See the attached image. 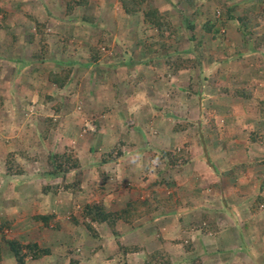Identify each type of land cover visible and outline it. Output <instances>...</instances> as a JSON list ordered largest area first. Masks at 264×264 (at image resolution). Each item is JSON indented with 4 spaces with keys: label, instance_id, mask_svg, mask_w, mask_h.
<instances>
[{
    "label": "rangeland",
    "instance_id": "rangeland-1",
    "mask_svg": "<svg viewBox=\"0 0 264 264\" xmlns=\"http://www.w3.org/2000/svg\"><path fill=\"white\" fill-rule=\"evenodd\" d=\"M65 1L0 0L5 13L0 22V97L7 110L12 108L10 116L2 113L0 119L29 138L27 144L13 145L11 152L34 159L24 163L26 175L7 182L3 159L10 151L2 147L0 219L12 221L5 231L8 238L49 250L25 264H141L156 250L167 254L170 264H264V20H250L245 36L231 21L216 24L214 34L201 29L221 4L236 5L234 15L239 16L242 8L260 11L264 2L193 0L189 7L186 0H144L142 9L155 8L171 26L184 30L182 41H174L169 51L193 50L190 33L202 42L201 71L171 77L160 60L166 52L158 54L156 47L142 52L135 46L139 39H160L137 16H124L120 0H88L69 14ZM32 21L44 24L48 53H40ZM187 21L192 32L184 29ZM98 41L100 62L85 66L86 49ZM55 59L59 66L73 68L60 95L54 94L44 73L55 68ZM212 75L227 96L208 87L206 79ZM240 88L248 91V99L232 97L233 89ZM8 95L15 99L12 103ZM48 95L51 101L45 100ZM45 117L55 118L57 126L42 139L37 132ZM177 124L185 130L172 132ZM253 132L258 141L250 142ZM7 133L0 132V137ZM184 145V161L173 167L149 156L176 152ZM110 147L116 158L100 166L99 154ZM64 148L79 161L82 190L42 195L47 152ZM142 197H169L173 205L130 226L116 225L120 245L139 247L125 257L104 225L93 224V237L78 217V207L86 202L117 211ZM259 198L257 215L252 216L249 210ZM40 214H54L59 229L35 223L33 216ZM2 253L7 254L4 245ZM0 264L13 261L5 257Z\"/></svg>",
    "mask_w": 264,
    "mask_h": 264
},
{
    "label": "trees",
    "instance_id": "trees-1",
    "mask_svg": "<svg viewBox=\"0 0 264 264\" xmlns=\"http://www.w3.org/2000/svg\"><path fill=\"white\" fill-rule=\"evenodd\" d=\"M180 1V0H177ZM232 1V0H231ZM264 2V0H261ZM88 0H67L65 1V13H71L72 9L77 6H85ZM144 0H120L121 11L126 17L137 16L139 23L142 26H147L148 28L154 29L156 31V36L160 39V41H154L152 43H148L143 39L137 40L135 46L140 49L142 52L149 49L152 50L153 47L158 49V54L162 52H166L165 55L161 57V61L164 67V73L166 76L175 77L178 73L183 71H193L200 70V60L202 53L200 51L201 40L197 34L190 33L187 38L188 42L191 40L190 44H193V50L189 48L187 51L185 50H174L169 48L174 46L176 42L182 41L181 34L184 32L183 29H179L177 27L171 26L162 14L155 8L142 9ZM187 6L193 5V0H186ZM221 4V3H220ZM241 11L239 16H235L234 12L237 10L236 5L225 6L221 4L217 9L213 11V19L206 20L201 25V29L203 32H212L215 33L214 27L216 24L223 26L226 21H231L239 33L242 36L249 33L248 30V22L250 20L259 19L261 22L264 20V8L260 11L255 12V8L250 7L249 9H244ZM1 20H4L5 13L2 8H0ZM215 15L217 16L215 18ZM87 19V18H85ZM34 25V33L33 35L38 36L39 38V51L41 54L46 53L49 49V46L45 42L44 35V24L39 23L38 21H32ZM191 22L187 21V26L184 27L189 32L193 31V26L190 24ZM0 28H3V25L0 24ZM7 30H9L7 28ZM101 34H105V30L101 31ZM15 40V39H14ZM264 41V38L261 39ZM98 41L96 45H90L86 49V59L91 64L97 65L100 62L101 52ZM65 47L61 46L60 53L64 54ZM48 53V52H47ZM40 54V55H41ZM49 62V60H48ZM55 68H51L49 70L44 71L46 74V82L47 84L54 87V94L60 95L59 92L65 90L66 84L70 81L72 75V67L69 65L59 66L55 59ZM96 63V64H95ZM211 63V62H210ZM207 84L209 88H212L217 91V94L221 97L227 96L229 92L224 87L222 83H220L216 75H212L208 77ZM232 97L238 99H248L249 93L244 88L233 89L231 92ZM45 100L51 101V96H45ZM1 97H0V109H1ZM262 106V103H259ZM61 104L58 102L56 105L52 106L53 115H56L58 109ZM43 129L39 132L38 137L45 138L47 137L50 131L55 130L57 126V120L52 117H45L42 122ZM185 125H174L172 126V132H181L185 130ZM249 134L250 142H254L253 137H255V132ZM260 136V135H259ZM261 139H264V135L260 136ZM257 139H255L256 141ZM258 141V140H257ZM184 148L185 145L175 151H167L161 150L158 154L150 153V158H153L157 162L163 161L166 165L170 167L175 166L179 162V160L184 161ZM116 158V153L114 152L113 147L106 149L105 151L99 154L100 166L113 161ZM34 159L28 158L24 152L21 151H10L6 153L3 159V179L9 182L11 177L15 176H23L27 174V168L24 163H28L33 161ZM46 170L42 174V179L46 180L47 183L40 187V192L42 195L51 193L52 195H56L59 192H67L71 195L76 194L77 192H81V179L82 172L79 161L77 158L72 156L69 149L64 148L61 152H47L45 158ZM59 180L58 183L49 184V181ZM152 186V185H151ZM259 202H262V199L259 198L257 201L252 203V207L250 208V213H256ZM173 203L171 199L168 197L165 200H157L154 198H146L142 197L138 198L132 202H127L123 208L117 211H106L103 209L102 205L95 201L86 202L78 207V217L81 219L82 225L87 230V232L93 237H96V233L93 228V224L96 225H104L110 234L115 238V244L117 248L121 250L122 256H126L128 254L137 253L139 247L137 245L133 246H122L119 244L117 240V231L116 225L126 224L132 225L137 219L144 217L148 214L161 210L162 208H171ZM33 221L38 223L43 228H49L50 226L59 229V222L56 221V217L54 214H43V215H35L33 216ZM70 220L73 223H76V220L73 217H70ZM12 221L6 219H0V263L3 261L5 257L11 259L13 264H25V260H39L44 256L49 254V250L46 248H40L36 243H22L14 239H10L6 236V230L10 228ZM214 229V227H213ZM2 245L5 246L7 250V254L3 255L2 253ZM187 248V247H186ZM69 264H76L74 261H69ZM141 264H170L169 256L162 251L156 250L152 251L149 254L145 255L144 260Z\"/></svg>",
    "mask_w": 264,
    "mask_h": 264
},
{
    "label": "crops",
    "instance_id": "crops-1",
    "mask_svg": "<svg viewBox=\"0 0 264 264\" xmlns=\"http://www.w3.org/2000/svg\"><path fill=\"white\" fill-rule=\"evenodd\" d=\"M85 63V62H84ZM91 63L90 62H88L87 60H86V63H85V66H87V65H90ZM7 99V102L8 103H12V99H13V96L11 95V96H9L8 95V97L6 98ZM2 100V99H1ZM13 100H15V99H13ZM4 100H2V103H1V110H0V117L2 116L3 118H4V115L5 114H2V113H8L7 114V116H10L11 114H12V108L10 109V110H7V108H8V106L9 105H5L4 104V102H3ZM13 103H14V101H13ZM7 110V111H6ZM13 110H14V108H13ZM2 114V115H1ZM2 118V119H3ZM8 120L11 122V120H10V118L8 117ZM4 124L6 125H3V123H2V121H1V119H0V132H1V134L3 133V132H5L6 130H8V132L9 133H7L6 134V136L4 137V136H2V137H0V142L2 143H4V144H1L0 145V152H2L3 151V148L2 147H6V150L7 151H11V148H12V146L13 145H15V144H18L19 142V144L21 145V144H27L28 143V140H29V138L28 137H24V136H22L24 133H21L22 131L20 130V129H16V128H14L13 127V125H10L9 123H8V121H6V122H4ZM10 125V126H9ZM10 130V131H9ZM42 130V129H41ZM38 133V135H39V132H37ZM36 133V134H37ZM32 134L33 133H31V136H32ZM3 139H4V141H3ZM32 139V138H31ZM17 142V143H16ZM252 144H255V146H256V143H252ZM255 215H257V214H253L252 216H255ZM217 228V227H216Z\"/></svg>",
    "mask_w": 264,
    "mask_h": 264
}]
</instances>
